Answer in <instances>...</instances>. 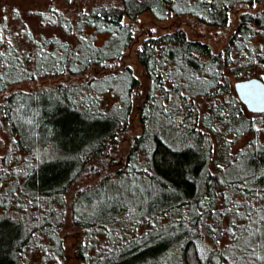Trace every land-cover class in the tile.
Here are the masks:
<instances>
[{
    "label": "trees",
    "instance_id": "obj_1",
    "mask_svg": "<svg viewBox=\"0 0 264 264\" xmlns=\"http://www.w3.org/2000/svg\"><path fill=\"white\" fill-rule=\"evenodd\" d=\"M144 13L154 21L136 31L132 21ZM16 14V27L7 16L0 22L12 41L0 40V208L15 218L9 222L19 235L0 242V264H28L35 246L43 249L38 264H64L69 239L84 264L88 256L92 264H235L222 255L243 235L244 226L224 225L236 212L227 210L235 196L243 204L263 200L243 220L253 217L264 232V136L239 159L229 157L232 139L256 136L264 118L249 113L232 88L238 80L264 81V0H120L79 12L74 22L52 13L34 25ZM162 22L174 26L158 32ZM100 34L106 41L96 45ZM112 91L120 103L98 110L100 94ZM132 116L141 132L124 168L111 172L105 156ZM179 132L195 145L181 157L183 175L169 148ZM94 161L107 172L66 205ZM131 176L145 183L142 201L111 192L113 182ZM207 242L211 251L201 259L198 245Z\"/></svg>",
    "mask_w": 264,
    "mask_h": 264
},
{
    "label": "rangeland",
    "instance_id": "obj_2",
    "mask_svg": "<svg viewBox=\"0 0 264 264\" xmlns=\"http://www.w3.org/2000/svg\"><path fill=\"white\" fill-rule=\"evenodd\" d=\"M120 0H0V22L3 19V16L8 17V22L9 25L8 27H16V24L18 23H13L11 21V17L13 16L14 13H17L16 16L21 20L23 23H28L31 25H34V23L39 20H42V18H45L40 15L41 12H46L48 14V17H51L50 14H52L51 11V6L55 5L56 7L61 9V12L63 15L74 22L73 20L75 19V16L79 12H85L84 10L87 9V12L93 8L100 7V6H116ZM19 9V12H16L15 10ZM6 12L7 15L5 14ZM14 12V13H13ZM53 18V17H52ZM54 19V18H53ZM21 21L19 23H21ZM154 20L148 13H144L139 16V18L136 21H132L134 24V28L136 31H144L147 27V25H150V22H153ZM45 22V19L43 20ZM168 26V27H167ZM174 26V25H173ZM171 24H167L162 22L159 27H157L159 30L158 32H161L162 30L166 28L173 27ZM44 31V30H43ZM48 31V30H46ZM106 35L105 34H100L97 35V38L95 40L96 45H102L106 41ZM128 58H126L125 62H130L131 57H133V51L132 49L127 52ZM132 54V56H131ZM264 76V73H263ZM101 93V92H100ZM97 94V93H96ZM98 95V94H97ZM116 92H107L104 94H100L99 99L96 101V108L98 110L102 111H109L111 106L114 105V103L118 104L120 103L117 100ZM133 119L130 124V128L128 132H126L123 136V138L118 140L117 146L114 151H112L108 156H105L107 160V169L110 168L111 172L115 171H120L124 168L125 164V155L130 147V142L132 141L133 136L138 135L141 132V128L139 125V122L136 120V116H132ZM258 123L260 124V130L258 131L257 135H246L243 137H234L232 139V145L230 146V151H229V157L230 158H236L239 159L241 153H248L250 150L249 148L251 147V141L256 138V143L259 142V139H262L263 133H264V118H260ZM168 134H173L174 132L170 129L167 130ZM177 136L179 139H183L185 134L184 133H178ZM217 146V145H216ZM215 146V149H216ZM214 149L215 156H217V150ZM241 149H243V152H241ZM2 154L0 150V155ZM92 171L88 174H84L77 180L76 184L72 188L71 192L65 197V203L66 205H69V203L73 200L74 194L85 188V187H90L96 184L107 172V169L105 167H102L100 164V161H94L92 162ZM114 180V179H113ZM4 185V184H3ZM2 185V186H3ZM113 186L111 187V192L115 196H122L124 199L127 201L131 202L133 200L135 201H142L143 197H141L140 194H138V191H142L145 188V183L142 180H139L133 176L127 179H123L120 181H115L112 184ZM2 188V187H1ZM1 190V189H0ZM263 200H259L257 203L256 201H249L245 204H243V201L240 199L239 196H235L233 198V203H229L227 210L230 212L232 210V207L236 208L235 213H229L226 216V222H224V225L227 223H233L234 225L237 224L239 226H244L243 228V235L240 237V239L234 243V248H231V257L235 260V264H251V261L248 256L245 254V247L246 245L244 244L245 239L247 238V232H248V224L249 221L252 220L253 217L249 218V216L246 218V220H243L244 215H241L244 211L247 210L248 206L256 207L261 205ZM237 208L239 211H237ZM68 212V211H67ZM65 213V214H64ZM63 214L65 215L66 219V211ZM0 214H3V211L0 208ZM71 220V217H67V221ZM166 220H161L160 222H164ZM70 222V221H69ZM245 224L247 227H245ZM255 227H257L255 225ZM72 229V226H69L66 228ZM232 228V227H230ZM61 231L57 233V237H60L64 234L66 231ZM46 238V237H45ZM45 238H43L40 242H42ZM101 240L98 241L99 244L102 246H105V242L103 241L102 238ZM64 245L67 246V250L64 252L65 256L69 257L67 260L64 261V264H84V257L81 255V249L77 252L79 260L76 259L75 255L73 254L74 247L71 244L72 240L69 239V241H63ZM209 242V241H208ZM205 244L206 246H210V243ZM45 244V242H43ZM42 243V244H43ZM225 246H229L231 242L226 239L223 243ZM223 244H220L222 247ZM38 245V244H37ZM71 245V246H70ZM75 245V244H74ZM76 249V248H75ZM43 249L42 247L39 248V246H35L32 249L29 250L28 252V258H27V263L28 264H38L40 259L42 258ZM47 254L49 258H52L50 255V251L47 250ZM94 255V254H92ZM243 257L244 260L241 261L239 258ZM92 256L86 257V263L92 264ZM66 259V257H65ZM63 262V260H61ZM60 262V263H61ZM233 262V260H232ZM49 264V263H47Z\"/></svg>",
    "mask_w": 264,
    "mask_h": 264
},
{
    "label": "snow or ice",
    "instance_id": "obj_3",
    "mask_svg": "<svg viewBox=\"0 0 264 264\" xmlns=\"http://www.w3.org/2000/svg\"><path fill=\"white\" fill-rule=\"evenodd\" d=\"M16 12H19V9L15 10ZM51 11L53 15L59 14L63 16V13L61 12V9L56 7L55 5L51 6ZM85 13H87V9L84 10ZM41 16L45 17V22H48L50 17H48V14L46 12H41ZM53 23H56L57 21L53 20ZM121 25L124 23L123 20L119 22ZM65 28L69 27L68 23L64 24ZM74 30V29H73ZM30 31V29H29ZM155 31V29H153ZM7 39L9 43H12L10 37H5L3 35V32L0 31V40ZM84 40H87V37H83ZM261 48H264V45H261ZM255 51V49H253ZM75 55L79 56L80 53H74ZM261 56H264V52L260 53ZM243 87V86H242ZM182 96H187V93H180ZM246 95H248L250 98H255V87H254V82L253 84H250L248 86ZM168 99H172V97L169 95ZM230 103V101H229ZM176 107H182V105H179L178 103L176 104ZM162 108L164 112H170V108L166 102L162 103ZM7 114V113H5ZM222 116H225L226 114L224 112H221ZM257 131L260 130V124L255 125ZM195 145L192 144L191 139H173L171 145H169V148L172 150V155L177 157L176 164L177 167L181 173V175L184 174V164L186 163L185 160L181 159V157L185 156V149L189 148H194ZM241 152H243V149H241ZM219 167L223 168V165H219ZM264 175V174H262ZM204 201H201V204H203ZM237 211L239 209L237 208ZM241 215H245V213H241ZM14 217L11 216H6L4 214H0V242H3L5 237H7L9 240L12 239L13 236L19 235L17 225L15 223H10V220H14ZM261 220H264V217H260ZM233 223H235L233 221ZM256 225V220L253 219L249 221L248 224V232H247V238L244 241V244L246 245L245 247V254L246 256L249 257L251 264H264V232L261 231L260 228L255 227ZM229 231L232 233L234 239H238L237 232L238 229L236 227H232L229 229ZM219 243V241H217ZM199 255L201 259H205L206 257V252L211 251V249H208L206 245L204 244H199ZM222 255L227 256L229 260H231V255H229L227 252H222ZM241 261L244 260L243 257L239 258Z\"/></svg>",
    "mask_w": 264,
    "mask_h": 264
},
{
    "label": "water",
    "instance_id": "obj_4",
    "mask_svg": "<svg viewBox=\"0 0 264 264\" xmlns=\"http://www.w3.org/2000/svg\"><path fill=\"white\" fill-rule=\"evenodd\" d=\"M255 87V98L246 95L248 86L253 84ZM243 86V87H242ZM232 88L237 99L249 113L264 114V81L260 78L252 77L244 80L235 81Z\"/></svg>",
    "mask_w": 264,
    "mask_h": 264
}]
</instances>
